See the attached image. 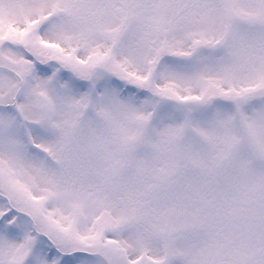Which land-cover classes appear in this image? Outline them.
I'll use <instances>...</instances> for the list:
<instances>
[{
    "label": "snow or ice",
    "instance_id": "6c2138e0",
    "mask_svg": "<svg viewBox=\"0 0 264 264\" xmlns=\"http://www.w3.org/2000/svg\"><path fill=\"white\" fill-rule=\"evenodd\" d=\"M0 264H264V0H0Z\"/></svg>",
    "mask_w": 264,
    "mask_h": 264
}]
</instances>
